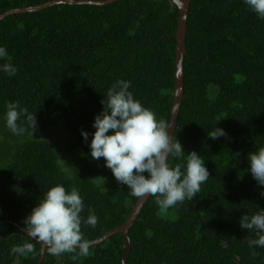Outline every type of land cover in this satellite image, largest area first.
<instances>
[{"label":"trees","instance_id":"obj_1","mask_svg":"<svg viewBox=\"0 0 264 264\" xmlns=\"http://www.w3.org/2000/svg\"><path fill=\"white\" fill-rule=\"evenodd\" d=\"M51 0H0V14ZM172 0L0 19V264L122 224L153 173L174 89ZM183 98L126 264H264V0H191ZM62 125L64 142L44 136ZM125 240L41 264H122Z\"/></svg>","mask_w":264,"mask_h":264},{"label":"water","instance_id":"obj_2","mask_svg":"<svg viewBox=\"0 0 264 264\" xmlns=\"http://www.w3.org/2000/svg\"><path fill=\"white\" fill-rule=\"evenodd\" d=\"M114 1L116 0H51L35 6H28V7L7 10L6 12L0 14V19L12 13L39 11L56 4L106 5ZM172 1L176 4L178 9L177 24L174 33V37L176 39V46H175L176 51L174 58V89H173L170 114L168 117L165 133L159 147L156 167L153 173L151 174L144 190L141 192L137 201L133 205V208L127 219L122 224L112 228L111 230L107 231L106 233H104L103 235H101L100 237L94 240L85 241V242L69 241V242L61 243V242L53 241L51 239L38 238L32 232L27 230L26 233L40 243L39 258L37 264H41L45 255V251L48 247H50L53 250L66 249L70 247H90L94 245H99L101 242L105 241L107 238H109L110 236L116 233L122 234L125 240V251L122 255V264H126V258L131 248V241L129 238L128 231L132 226V224L134 223V221L136 220L146 200L148 199L157 180L164 173V168L166 165L172 136L176 127L181 100L183 98V70H184L183 65H184V58L186 55L185 37H186L187 17H188L189 5L191 0H172Z\"/></svg>","mask_w":264,"mask_h":264},{"label":"rangeland","instance_id":"obj_3","mask_svg":"<svg viewBox=\"0 0 264 264\" xmlns=\"http://www.w3.org/2000/svg\"><path fill=\"white\" fill-rule=\"evenodd\" d=\"M48 140L54 142L55 144H60L64 142V129L62 125H58L53 128L49 133L45 136Z\"/></svg>","mask_w":264,"mask_h":264}]
</instances>
